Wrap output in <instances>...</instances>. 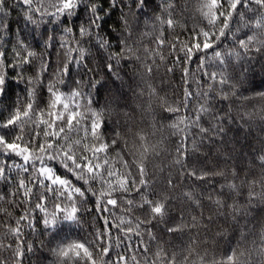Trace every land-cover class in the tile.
<instances>
[{
	"label": "trees",
	"instance_id": "obj_1",
	"mask_svg": "<svg viewBox=\"0 0 264 264\" xmlns=\"http://www.w3.org/2000/svg\"><path fill=\"white\" fill-rule=\"evenodd\" d=\"M13 2L0 44L11 60L20 32L35 54L15 69L26 91L0 102V151L11 154L7 176L0 156V264H264V3L123 8L106 26L111 48L81 38L86 67L68 78L78 24L41 75L47 53ZM57 2L40 0L48 13ZM63 27L45 17L37 39L47 28L59 40ZM53 157L58 179L83 183L95 204L39 196L36 173H55L35 162Z\"/></svg>",
	"mask_w": 264,
	"mask_h": 264
},
{
	"label": "snow or ice",
	"instance_id": "obj_2",
	"mask_svg": "<svg viewBox=\"0 0 264 264\" xmlns=\"http://www.w3.org/2000/svg\"><path fill=\"white\" fill-rule=\"evenodd\" d=\"M256 2L264 3V0H256ZM148 5L149 0H58L57 4L54 6L55 11L48 13L43 10L40 0H14L12 7L19 8L23 12L26 23L35 26L31 32L32 39L37 47L43 45L44 53H47V64L41 68V75L48 74L52 69V62L50 60L51 52L49 50L51 49L55 51L57 46L58 48H63L65 44L64 36H72L74 26L78 24V29H76L78 37H73V40L77 41L75 45L76 50L72 52L71 62L61 68L62 74L71 78V65L81 68L86 67L84 64L86 56L84 55L83 49L79 47V41L82 40L81 38L87 37L89 40H94V46L100 50L111 48V33L110 30L106 28L111 16L117 11L121 12V15H123V8L131 6H135L137 10L143 14L144 8ZM242 6L243 0H240V3L235 5L236 8ZM8 10L9 0H0V41L4 40L10 29V25L5 22ZM38 12L42 14L37 20L34 17ZM45 17L48 18V23H52V21L55 20L59 24L65 26L63 27V35L59 37V40H57L55 35L49 36L47 28H44L40 32L39 39H37L36 32L39 29L40 24L44 22ZM69 24L72 26H68ZM106 31L108 32V35H106ZM53 32H55V29H53ZM24 35L26 36L27 33ZM119 39L120 37L117 36V42ZM203 46L205 49L211 47L208 43H205ZM117 47H119L118 43ZM31 48L32 45L26 42V39L20 32H17L15 42L11 48L12 59L9 60L8 52L4 49L3 44H0V64L3 65V71L0 72V102L13 100L18 89L21 92L26 91V87H21V85L24 84L23 74L22 72H16L15 69H24L25 65L30 64L35 54ZM71 48L72 46L70 45L69 50H71ZM194 59H199V57H194ZM108 67L112 68L113 65L110 63ZM6 68H11L12 71H5L4 69ZM257 87L260 86L257 85ZM41 89H46L43 84H41ZM9 123H11V121H9ZM7 126L8 124L0 123V128H6ZM3 143L7 145L9 150L16 148L15 144H10L7 140H4ZM0 156L4 157V165L6 168L5 176H7L11 172V167H8V163L11 160V154L4 156L3 151H0ZM35 163L39 165L41 170H44L45 168L53 169L55 173L51 176V179H49L47 175L41 177L39 172L36 173L35 186L39 192V196H43L47 200L48 192L51 191L53 198H60L61 194L64 197L69 198L71 196H84L87 197V203L95 204V199H93L90 193L87 190L82 191V189H84L83 183H80L79 187H72L69 183L71 179H58L61 175L57 174V170L54 166L58 165L61 167V164L57 163L54 157L46 160H37ZM0 179H2V177H0ZM28 183L31 184L32 181H28ZM65 184H68V191H65ZM49 185H51V187H49ZM39 196L37 199H39ZM107 203L111 204L112 201H108ZM39 210L43 211V209ZM92 211L95 212L96 209L93 208ZM104 211L105 209L102 205L101 213ZM157 211H159V209H157ZM63 215L66 222H75L78 213L74 214L73 212H68ZM97 219L100 220L101 218L97 216ZM53 220H55V217H53ZM105 223H108V227L111 229V223L108 222L107 217L104 216L102 218L101 228H103ZM62 231H64V229L60 228L58 231L54 232L52 238L56 239ZM79 247H83V245H80Z\"/></svg>",
	"mask_w": 264,
	"mask_h": 264
}]
</instances>
